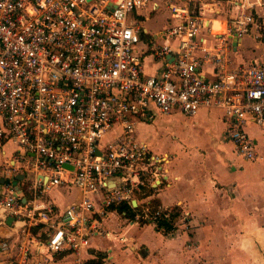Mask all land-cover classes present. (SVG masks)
Instances as JSON below:
<instances>
[{"label": "built area", "instance_id": "obj_1", "mask_svg": "<svg viewBox=\"0 0 264 264\" xmlns=\"http://www.w3.org/2000/svg\"><path fill=\"white\" fill-rule=\"evenodd\" d=\"M161 4L175 23L147 46L162 65L147 76L136 53L137 18ZM225 4L237 10L218 21L223 32L209 40ZM263 6L264 0H0V150L16 147L0 160V231L7 233H0V264H88L90 240L109 236L102 221L121 205L137 210L132 223L178 233L188 214L178 207L175 219L174 208L151 213L144 192L168 181L167 158L133 137L136 120L151 108L187 117L221 110L235 153L255 160L245 126L264 127V63L233 67L228 54L257 31L256 7ZM116 126L117 139L101 143ZM53 188H74L80 198L61 210L48 199ZM162 215L170 230L158 226Z\"/></svg>", "mask_w": 264, "mask_h": 264}, {"label": "crops", "instance_id": "obj_2", "mask_svg": "<svg viewBox=\"0 0 264 264\" xmlns=\"http://www.w3.org/2000/svg\"><path fill=\"white\" fill-rule=\"evenodd\" d=\"M230 8L225 4L223 15L216 18L217 22L212 27V34L205 35L207 39L212 40L213 34L223 32L218 21L223 23L237 10ZM145 11L140 10L139 13L144 15L142 12ZM255 17L257 31L253 30L251 36L234 44L228 54L233 67L247 66L252 60L264 63V55L250 53L251 48L256 51L264 45V6L256 7ZM146 19L147 16L137 18L142 29L141 46H136V53L141 55L144 74L155 76L162 65L154 60L146 41L153 40L159 31L175 22L171 20L168 26L150 34L142 24ZM249 41L254 42L252 47ZM170 45L176 49L175 42H170ZM149 59L152 67L148 65ZM205 71L209 72L210 68L206 66ZM159 114L151 108L144 118L136 120L135 125L152 123ZM168 116L166 119L171 122L175 119L189 120L183 125L184 135L175 133L171 136L178 142L171 143L169 149L158 151L159 154L153 152L146 141L153 136L139 141L134 128L133 137L138 143L145 144L152 154L166 157L169 162L166 166L167 183L151 188L150 195L146 193L150 189H146L145 194L150 201L157 199L159 207H178L180 212L188 214L187 220L176 235L170 236L156 231L152 225L132 223L120 214L111 223L110 211L102 221V228L109 236H96L90 240L88 259L93 261L100 256L109 264H203V259L198 258L213 254L218 264H264V127L247 122L245 132L255 145L257 157L253 161H245L235 153L232 143L226 138L227 124L221 110L200 109L191 117L178 112ZM6 145L0 150V160L16 150L13 145L10 151H6ZM58 189L61 188H53V193ZM48 199L61 210L67 207L52 201L49 196ZM147 227L154 231V236H141V231ZM0 233L7 235L3 230ZM208 236L212 239L222 236V241L227 243L210 249L211 253L205 252L203 249ZM68 261L56 260V264H67Z\"/></svg>", "mask_w": 264, "mask_h": 264}, {"label": "rangeland", "instance_id": "obj_3", "mask_svg": "<svg viewBox=\"0 0 264 264\" xmlns=\"http://www.w3.org/2000/svg\"><path fill=\"white\" fill-rule=\"evenodd\" d=\"M144 16H147V19L142 23L143 27H147L150 30V34L152 32H158L159 30L163 29L164 27L169 25L168 17L170 16L169 10L165 8L164 5L161 4L160 8L153 12L150 15H147V10L145 12H142ZM251 36V35H250ZM152 40H147L146 43L147 45L150 44ZM157 45L162 44V40H157ZM254 44L253 41H249V45L252 47ZM141 45L139 44L138 47ZM250 53H254V55L262 54L264 55V45L261 46L259 50H252L250 49ZM248 57V56H247ZM148 65L152 67L153 63H151V60H148ZM168 115H163L159 114L154 117V120L152 123H140L134 126V132L139 141L146 140L150 136H153L149 138L148 141L150 149L159 154L160 151L169 149L171 146V143L173 142H178L175 141L171 138L173 134H178V135H184L185 131V126L184 123H189V120L183 121L181 119H175L173 122L168 121L166 118H168ZM182 124V125H181ZM149 127V128H146ZM121 132V129L116 126L113 128L112 131L107 133L105 137L102 139L101 143L103 144H110L113 141L117 139ZM13 148V144L9 143L6 145V151H10ZM159 151V152H158ZM1 165L2 162L0 163V172L1 170ZM28 178H32L31 174H27ZM48 196L52 201H55L57 204L61 202L63 206H69L73 202H77L80 198V193L76 189H71L69 191H65L64 189H58L57 193H53L50 191L48 193ZM119 214L116 211H111L109 213V219L111 223H114L116 220V216ZM153 230L149 227L141 231V236H154ZM226 242L222 241V236H218V239L215 237L208 236L207 242L204 244V251L205 252H210V249L215 248L216 246H221L222 244L224 245ZM231 244V243H230ZM211 253V252H210ZM215 255H209V256H203L198 258L199 260H202L203 264H218L219 262L215 259ZM3 259H0V261ZM14 259H7L4 261V264H13ZM60 264V263H59Z\"/></svg>", "mask_w": 264, "mask_h": 264}, {"label": "trees", "instance_id": "obj_4", "mask_svg": "<svg viewBox=\"0 0 264 264\" xmlns=\"http://www.w3.org/2000/svg\"><path fill=\"white\" fill-rule=\"evenodd\" d=\"M152 189L150 190H147L146 193L148 195H150L152 193ZM146 194V195H147ZM149 207L151 209V213L155 212L157 210V208L160 206V202L157 200V199H152L149 203ZM111 211H116L118 214L122 215L124 213V216L123 218L125 219H128V220H132L135 216V213H136V209H133L131 207H127L125 205H121V206H117V207H112L111 208ZM178 212V209L177 208H174L172 210V213L170 214L171 215V218L172 219H175L177 217V213ZM158 226L159 227H165L167 230H170L171 229V225L169 224V222H167L165 220V218L162 217L159 219L158 221ZM156 231H160V228L158 227H155ZM165 235H166V232H163ZM101 262V258L100 256H96L95 259L93 261H88V264H100Z\"/></svg>", "mask_w": 264, "mask_h": 264}, {"label": "water", "instance_id": "obj_5", "mask_svg": "<svg viewBox=\"0 0 264 264\" xmlns=\"http://www.w3.org/2000/svg\"><path fill=\"white\" fill-rule=\"evenodd\" d=\"M132 206H133V207L135 206L134 202L132 203ZM10 221H11V220H8L7 223L10 224ZM32 264H35V263H32Z\"/></svg>", "mask_w": 264, "mask_h": 264}]
</instances>
